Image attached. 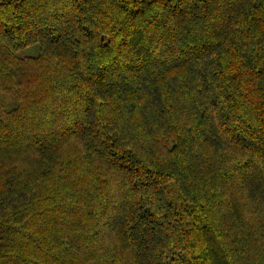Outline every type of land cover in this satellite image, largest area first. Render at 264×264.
I'll list each match as a JSON object with an SVG mask.
<instances>
[{
	"label": "trees",
	"instance_id": "trees-1",
	"mask_svg": "<svg viewBox=\"0 0 264 264\" xmlns=\"http://www.w3.org/2000/svg\"><path fill=\"white\" fill-rule=\"evenodd\" d=\"M0 93V264H264V0H0Z\"/></svg>",
	"mask_w": 264,
	"mask_h": 264
},
{
	"label": "rangeland",
	"instance_id": "rangeland-1",
	"mask_svg": "<svg viewBox=\"0 0 264 264\" xmlns=\"http://www.w3.org/2000/svg\"><path fill=\"white\" fill-rule=\"evenodd\" d=\"M37 53H38L37 48L36 47H31V48H28V49H26L24 51H21L19 53V55L20 56H36ZM0 100H2L7 107L9 106L8 108L12 107L11 106V102H13V101L12 100H8V98L3 93H0Z\"/></svg>",
	"mask_w": 264,
	"mask_h": 264
}]
</instances>
